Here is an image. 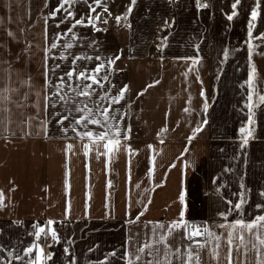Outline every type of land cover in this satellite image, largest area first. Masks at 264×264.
<instances>
[{
	"label": "crops",
	"instance_id": "1",
	"mask_svg": "<svg viewBox=\"0 0 264 264\" xmlns=\"http://www.w3.org/2000/svg\"><path fill=\"white\" fill-rule=\"evenodd\" d=\"M103 2L112 15L102 13L108 22L98 21L97 27L107 30L76 26L78 39L68 51L73 55L85 52L102 58L119 56L113 66L118 71L111 78L114 84L129 85L126 96L132 100L131 107H122L120 111L127 113L125 120L131 125L128 143L138 151L129 155L122 150L114 157L101 155L96 159L94 153L86 158L77 140L71 141L76 154L69 152L66 156L63 149L67 141L58 132L54 117L49 118L47 136L34 132L24 135L22 122L36 111L31 105L35 92H40L43 103L44 48L56 32H63L70 25L68 21L60 22L63 12L55 18L48 17L45 39L44 18L57 0H49L47 7L44 0H0V87L9 83L10 73L12 86L18 88V92L12 93L8 113L0 105V190L6 196L5 207L0 208V244L23 254V247L35 239L30 235L32 225L53 218L57 221L53 227L60 233L61 243L52 245V264L66 261L62 251L66 237L74 241L70 252L77 264H101V261L123 264L122 245L129 235L143 230V222L166 223L178 217L181 208L178 194L182 188L186 189V218L195 223L221 221L217 213L227 207L216 192L221 184L225 185L221 189L223 196L235 201L237 197L233 193L240 191L239 182L243 179L250 189L246 215L255 214L253 205L264 201L258 195L264 189V105L255 110V138L250 139L243 152L238 149L239 127L247 119L244 81L248 60L244 41L255 0H241L238 15L231 21L225 14L231 11L232 0H201L209 7L199 10L195 0H136L128 21L121 19L119 24L114 17L125 13L131 0ZM76 11V18L88 13L85 0H77ZM259 11L254 36L264 31V0ZM165 21L170 25L167 28ZM9 32L14 35L9 36ZM161 37H166L165 46L158 49ZM68 39L71 34L62 36L57 49L50 50L54 56H49V69L53 63L61 66L55 73L50 71V75L58 76L61 70H67L71 57L61 61L59 52L60 44ZM197 44L202 59L196 68L202 85L195 79V72L189 71L187 78L183 75L190 61L176 59L194 55L193 46ZM225 48L229 49L227 59L223 57ZM252 61L259 74L258 88L264 92V43L253 52ZM94 64L95 61L89 62L90 67ZM29 77L31 89L20 85L21 80ZM153 80L159 83L148 87ZM201 87L209 104L206 114L204 98L199 95ZM141 89L145 91L137 95ZM25 91L29 92L27 101L21 99ZM185 107L190 112H184ZM205 118L207 123L189 143L186 137L191 135V128ZM165 124L167 130L157 137ZM148 144L153 149L147 148ZM185 148L188 151L181 157ZM153 155L156 156L155 171L149 178L147 170L152 167ZM233 155L239 159L233 160ZM185 159L193 162L187 170L183 167ZM170 164L175 166L169 167ZM227 168L233 171H225ZM145 188L150 191L145 192ZM86 193H90L87 216L84 215ZM68 201L71 209L65 217ZM129 202L133 215L137 210L143 211L137 224L127 223ZM145 203L146 210L142 208ZM178 241L179 237L169 242ZM113 249L116 255L104 261V256ZM0 255L7 256V253L0 249Z\"/></svg>",
	"mask_w": 264,
	"mask_h": 264
},
{
	"label": "snow or ice",
	"instance_id": "2",
	"mask_svg": "<svg viewBox=\"0 0 264 264\" xmlns=\"http://www.w3.org/2000/svg\"><path fill=\"white\" fill-rule=\"evenodd\" d=\"M49 0H44L47 7ZM77 0H57V4L49 10L45 21V39H47V18L57 17L58 13L63 12L60 17V22L68 21L69 27L63 32H56L52 42L44 48L45 52V71H44V94L43 103L40 101V92H35V100L31 101V105L36 109L32 116L25 118L22 122L25 128L22 129L24 135H31L33 132L37 135L43 133L48 135L49 118L54 117V122L58 125V132L61 137L67 141L63 151L66 156L69 152L76 154L72 140H77L80 143L83 155L87 158L90 153L95 154V158L99 159L101 155L111 158L120 151H124L129 155L138 151L128 143L130 139L131 125L125 120L127 113H121L122 107H131L132 100L126 96L130 91L129 85L123 83L122 86L114 84L112 81V73L118 71L113 66L115 60L119 56L102 58L100 55H89L85 52L76 53L73 55L68 50L73 47V43L77 41V33L74 30L76 26H91L96 31L97 22L107 23V17H103L102 13L111 12L103 0H85L88 13L77 17L76 11ZM136 0H131L125 13L114 17L117 24L121 19L128 21V16L132 12V7ZM241 0H232L230 4L231 11L226 13L228 21L233 20L238 15V5ZM195 7L199 9L208 8L209 5L201 0H195ZM97 8L100 11H97ZM261 0H255V4L250 10V19L247 21V33L244 43L247 45V60L248 71L247 79L244 84L247 85L246 91V116L247 119L242 122L239 127L238 149L243 152L249 145L250 139L255 138L256 128V109L264 105V92L258 88L259 74L255 64L252 61L253 52L264 43V31H259L254 36L253 29L256 27L257 18L260 16ZM59 25H57L58 27ZM127 27H131L130 23H126ZM168 21H165L164 27H169ZM71 34V39L65 40L60 44L59 59L61 61L68 60L71 57L70 64L67 70H61L58 76L50 75V71L55 73L61 68L59 63H53L51 69L48 67L49 56H54L51 49H57L58 43L62 36ZM9 36L14 34L9 32ZM161 43L157 45L158 49H163L165 46L166 37H161ZM256 40L258 43L254 44ZM196 53L192 56L176 57V59L184 60L187 64L188 71L183 75L187 78L189 71L195 72V79L202 85L198 68L196 65L202 59L199 55V46L194 45ZM229 49L223 50V57L227 59ZM163 60V56H160ZM95 61L94 66L90 67L89 62ZM223 63V61H221ZM8 81L3 87H0V105H3L2 111L8 113L10 111L8 105L12 99V93L18 92V88L11 84V74H8ZM158 80H153L148 87L158 84ZM21 86L32 88L31 78H26L20 81ZM50 86V88H49ZM145 91L141 89L137 95ZM199 95L204 98L203 111L206 114L209 104L205 91L201 87ZM29 92L25 91L21 95V99L27 101ZM189 101L191 95L189 94ZM121 101H124L121 104ZM19 106V105H18ZM184 112H190L189 107L183 109ZM243 111V109H242ZM33 121L37 123L33 124ZM8 123H11L8 120ZM207 123L206 118L198 121L196 126L191 128V135L186 137L190 143L192 139L199 133L204 124ZM5 124V131H8ZM167 130L165 124L157 133V137ZM72 136H69V133ZM123 141V143H122ZM163 143V139L160 141ZM147 148L153 149L152 144H148ZM154 151H156L154 149ZM188 151L185 148L181 153V157ZM223 151V149H221ZM246 154V153H244ZM233 160L239 159V156L233 155ZM156 156L151 157L152 167L148 168L147 175L151 178L155 171ZM107 163V161H106ZM129 165L131 160L128 161ZM191 161L185 159L183 167L187 170ZM170 164L169 167H174ZM87 168L88 165L86 164ZM225 171L232 172V168H227ZM67 175V169L66 173ZM128 179L131 180L130 168ZM163 183V181H161ZM65 184L68 181L65 180ZM109 186L112 181H108ZM139 187V183L136 185ZM221 184L216 192L221 195L222 201L227 205L226 208L218 211L217 215L222 218L221 221H213L209 224L208 221L195 223L186 218V189L182 188L178 194V201L181 208L178 212V217L168 222L163 221H146L143 222V230L129 235L124 245L120 260L123 264H264V201L256 202L253 207L257 211L255 214H247L245 205L250 199V189L246 186L243 179H240L239 189L237 193H233L237 199L233 201L224 197L221 189L224 187ZM70 187V185H69ZM145 192L150 189L145 188ZM84 204V215H88L89 205L87 199L90 198V193H86ZM258 195L264 197V189L258 191ZM6 196L0 190V208L5 207ZM151 201V197H148ZM141 203V201H137ZM107 207V205H105ZM144 210L147 209V204H142ZM71 202L68 201L64 211V216L67 217L70 213ZM233 214L235 218L229 219ZM126 215L130 218L128 224H137L140 222V217L143 216V211L137 210L135 215L131 212V202L126 209ZM79 219L80 217H76ZM66 223L65 221H62ZM19 224L20 221H15ZM57 221L53 218H48L45 223H35L32 225L33 232L30 234L35 237L27 246L23 247V254H18L5 245L0 244V249H3L7 256L0 255V264H12L13 261H21L22 264H52L54 252L51 250L52 245L61 243V236L56 227H53ZM179 241L170 243L169 241ZM74 243L71 237L64 238L63 253L67 256L64 264H77V259L70 252V246ZM89 251H92L90 248ZM116 250L104 256V261H107L110 256H115ZM103 264V261H101Z\"/></svg>",
	"mask_w": 264,
	"mask_h": 264
}]
</instances>
